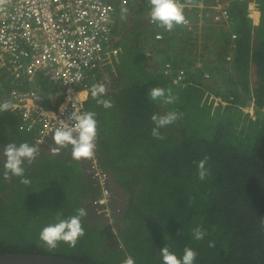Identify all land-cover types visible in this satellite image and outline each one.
Wrapping results in <instances>:
<instances>
[{"label": "trees", "instance_id": "1", "mask_svg": "<svg viewBox=\"0 0 264 264\" xmlns=\"http://www.w3.org/2000/svg\"><path fill=\"white\" fill-rule=\"evenodd\" d=\"M249 5L260 13L250 8L251 15ZM150 8L151 0H139L122 11L120 20L126 23L139 10L138 24L116 38L120 53L103 59L82 93H89L83 95L85 111L98 119L99 166L107 173L113 202L117 191L127 195L124 207L125 197L120 212L97 214L103 222L85 221L96 214L100 194L88 170L89 157L72 159L71 145H57L55 132L40 141L42 124L19 108L0 113V254L162 264L160 249L167 246L178 257L185 248L193 249L196 264H264V0H230V26L210 19L202 27L175 25L158 41L147 18ZM183 9L185 17L197 21L195 12ZM113 64L115 71L110 69ZM181 67L187 77L178 82ZM3 77L0 82L9 90H0V102H11L10 90L26 83ZM103 81H109L110 86L104 84L106 97L113 101L110 107L90 95L91 86ZM158 86L174 103L148 97ZM25 90L49 101L59 85L41 71ZM211 94L227 98V105L214 107ZM252 101L255 119L243 111ZM169 111L179 112L180 118L161 128L158 139L152 135V117ZM24 142L38 149L35 159L25 164L28 182L4 178L5 147ZM202 160L209 172L203 181L198 176ZM82 206L87 209L86 233L75 245L61 241L49 249L40 241L42 228ZM197 227L206 232L203 240L193 238Z\"/></svg>", "mask_w": 264, "mask_h": 264}, {"label": "built area", "instance_id": "2", "mask_svg": "<svg viewBox=\"0 0 264 264\" xmlns=\"http://www.w3.org/2000/svg\"><path fill=\"white\" fill-rule=\"evenodd\" d=\"M139 0H0V77L14 78L32 74L37 70L48 71L53 81L63 83L51 106L38 99L37 92L18 88L10 90L8 97L14 108H19L26 118L41 123L40 141L50 136L64 123L71 125L74 112L85 113L86 98L82 87L89 74L97 69L103 59L113 53L115 34L122 29L121 17L129 4ZM190 10L197 8L200 19H212L222 25H229L228 3L208 4L207 0L179 2ZM155 27V39H162L171 32L151 20ZM189 27L193 24L186 19ZM235 37L236 35H232ZM168 65V64H167ZM166 65V66H167ZM7 67L9 71L3 72ZM177 81L186 78V70L176 71ZM206 76H209L206 73ZM16 78V79H17ZM18 80V79H17ZM104 83L97 82L96 84ZM2 83L0 82V87ZM62 96V99L60 98ZM61 99V100H60ZM61 104L57 105L58 102ZM10 102V103H11ZM97 152L89 157L88 170L98 181L100 194L96 198V214L111 216L121 211L113 202L108 188L107 173L98 163Z\"/></svg>", "mask_w": 264, "mask_h": 264}, {"label": "clouds", "instance_id": "3", "mask_svg": "<svg viewBox=\"0 0 264 264\" xmlns=\"http://www.w3.org/2000/svg\"><path fill=\"white\" fill-rule=\"evenodd\" d=\"M251 4L254 3L251 2ZM150 15H151V20L153 22L166 27L168 30H171L173 27L175 28V25H181V24L187 25L184 23H186V19H189L188 17H185L184 9L182 5L179 3V0H151ZM190 22L192 24H195L191 20ZM124 25L125 23H123L122 29ZM151 26L154 28L153 31H155V27L152 24ZM169 33L170 32L166 34ZM114 34L116 35L117 31H115ZM166 37L167 36L165 35L164 38L155 39V40L156 41L163 40ZM115 43H116V39L114 45ZM181 68L185 69L184 67ZM95 70H93L92 72H94ZM7 71L9 70L7 69V67H5L3 72H7ZM41 71L44 72V75L47 76L50 81H53L48 71L45 72L42 69L35 71V73L32 74L31 78L26 73L24 74V76H26V78L33 81L34 76ZM91 73L89 75H91ZM186 77H187V71H186ZM16 78L12 76L10 82H13L15 84L17 79L23 77H19L17 79ZM13 79H15V81H13ZM1 83L2 86L0 87V90L2 91L4 90V92L5 91L8 92L9 87L6 88L5 82L2 81ZM55 83L59 85L58 92L63 90L62 87L63 83H59V82H55ZM22 91H27V90L24 89ZM81 91L82 93L85 91L84 87H82ZM37 95L39 97L36 101L38 102L40 100H41L40 102L46 101L43 95H40L38 93ZM55 95L51 97V104H53V99ZM83 95L87 97L89 93L85 92ZM90 95L93 98H96L99 103H103L105 107H110L113 104V101L110 98L106 97V85L104 83L92 85L90 89ZM147 95L152 101L163 100V102L167 104L174 103V99H175L170 94H166L165 89L159 86L151 88ZM60 98L62 99V96ZM60 100L58 102V105L61 104ZM14 107L15 106L10 102L7 101L0 102V113L12 111ZM179 118H180V113L177 111H169L167 112V114L163 116L153 115L152 120L155 123V127L152 129V135L158 139L162 138L160 129L175 123ZM71 119L74 121L73 124L68 125L64 123L63 126L58 127L56 129L54 133L55 143L62 147L71 145L72 147L71 157L74 160H80L82 158H88L93 156L96 149V140L99 131L98 119L95 113L85 111V113L81 114L74 112L71 116ZM37 151L38 149L34 145L28 142H24L20 144H15V143L8 144L4 149V155L6 157L3 165L4 178H8L9 176H15L21 178L22 183H27L28 181L27 179H25V164L30 163L35 159ZM208 174L209 172L205 166V161L203 160L200 161L198 164L199 179L202 181L205 180ZM86 215H87V209L82 206L77 209L76 213L66 218L59 219L55 223L49 224L48 226L41 229L39 233L40 241H42L49 249L56 248L58 243L61 241L75 245L78 242V240L81 238V236L86 233V226L84 225L83 222V218ZM205 235L206 232L202 228L197 227L193 229V238L195 240L198 241L203 240L205 238ZM210 246H213L212 242H210ZM160 256H161L162 264H196L197 253L191 248H185L182 256L178 257L176 253L171 252L169 248L166 246L160 249Z\"/></svg>", "mask_w": 264, "mask_h": 264}, {"label": "rangeland", "instance_id": "4", "mask_svg": "<svg viewBox=\"0 0 264 264\" xmlns=\"http://www.w3.org/2000/svg\"><path fill=\"white\" fill-rule=\"evenodd\" d=\"M219 3L220 4H223V3H225V1L224 0H219ZM251 5H253V4H251ZM251 5H249V10H250V14L252 15V12H251ZM251 8V9H250ZM195 12V14H196V17H197V21H195L194 23L195 24H193V25H197L198 27H202L203 25H205V23H206V21H207V19H209V18H206V19H200L199 18V10L197 9V8H194V10H192L190 13L191 14H193ZM139 15H140V12H139V10L136 12V14H135V16L131 19V20H129V21H127L126 23H125V28L123 27V29H121V31L119 32V33H117L116 35H115V37L117 38V40L119 41L120 40V38H121V36L123 35V33H124V31L128 28V27H136V25L138 24V21H139V19L137 20V18H139ZM125 17V16H124ZM194 17H195V15H194ZM251 17H253V16H251ZM211 21H213L212 19H210ZM256 22V21H255ZM230 24L231 23H229V25L228 26H230ZM138 26H140V23H139V25ZM201 40V39H200ZM193 41H194V39H193ZM118 51L119 52H117V54H115L114 56H117L119 53H120V50H119V48H118ZM207 58H208V56H206ZM114 61V60H113ZM113 61H112V63H113ZM112 63H110V64H112ZM111 66H113V67H110V69L111 70H113V71H115V64H113V65H111ZM104 71H105V69H104ZM117 74H119V73H117ZM120 75V74H119ZM109 75H108V79H109ZM106 80H107V78H106ZM220 80V77L216 80V81H219ZM107 85L108 86H110L109 85V81L107 82ZM225 99H227V98H225ZM225 99H222L221 97H215L214 95H210V98H209V101H212V100H214V107H217L219 104H222L223 106H225V105H227V100L225 101ZM223 100V101H222ZM243 111H244V113L245 114H247L248 116H249V118L250 119H255V118H257L258 117V115L256 114V112H255V106H254V102L252 101L248 106H246L245 108H243ZM116 194H118V198H117V203L119 204L120 203V201H121V198H124L123 200V207H124V205H125V203L127 202V195L125 196V194L124 195H122V193H120V192H118L117 191V193ZM120 206H121V204H119ZM99 219H101V222H103V219L100 217V216H98L97 214H93V215H90V216H88L87 218H85V221H87V222H91V224L93 223V222H96L97 220H99Z\"/></svg>", "mask_w": 264, "mask_h": 264}, {"label": "water", "instance_id": "5", "mask_svg": "<svg viewBox=\"0 0 264 264\" xmlns=\"http://www.w3.org/2000/svg\"><path fill=\"white\" fill-rule=\"evenodd\" d=\"M0 264H95L45 254H0Z\"/></svg>", "mask_w": 264, "mask_h": 264}, {"label": "crops", "instance_id": "6", "mask_svg": "<svg viewBox=\"0 0 264 264\" xmlns=\"http://www.w3.org/2000/svg\"><path fill=\"white\" fill-rule=\"evenodd\" d=\"M217 1H219V0H210V2H207V3H208V4H214V3H216ZM224 1H225L226 3H229L230 0H224ZM254 7H255V9L253 8L252 11L255 10V11H257L258 13H260V11L257 10V8H256L255 5H254ZM252 11H251V12H252ZM259 15H260V14H259ZM259 15H258V19H259ZM253 18H254V21L258 22V21L256 20L257 18H255V17H253ZM256 22H255V24H257ZM19 79H20V78H19ZM19 79H18L17 81L20 82ZM17 81H16V82H17ZM23 81H24V83H26L25 87H24V88H18V89H22V90H24V89H25L26 87H28V86L31 84V82H32V81H31L30 79H28V78H23ZM21 83H22V82H21ZM46 102H48V103L50 104V106H51V99H50L49 101H46ZM41 103H42V104L44 103V104H46V106H49V105H48L47 103H45L44 101L41 102ZM57 105H58V104H57Z\"/></svg>", "mask_w": 264, "mask_h": 264}, {"label": "flooded vegetation", "instance_id": "7", "mask_svg": "<svg viewBox=\"0 0 264 264\" xmlns=\"http://www.w3.org/2000/svg\"><path fill=\"white\" fill-rule=\"evenodd\" d=\"M104 83H106V82H104ZM107 84V83H106Z\"/></svg>", "mask_w": 264, "mask_h": 264}]
</instances>
